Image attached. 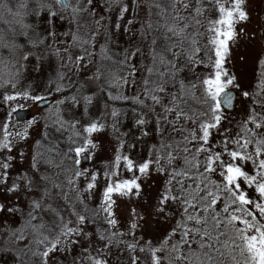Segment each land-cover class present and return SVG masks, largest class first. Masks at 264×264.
Segmentation results:
<instances>
[{
	"label": "snow or ice",
	"instance_id": "6c2138e0",
	"mask_svg": "<svg viewBox=\"0 0 264 264\" xmlns=\"http://www.w3.org/2000/svg\"><path fill=\"white\" fill-rule=\"evenodd\" d=\"M255 3L0 0V264H264Z\"/></svg>",
	"mask_w": 264,
	"mask_h": 264
},
{
	"label": "rangeland",
	"instance_id": "374dc122",
	"mask_svg": "<svg viewBox=\"0 0 264 264\" xmlns=\"http://www.w3.org/2000/svg\"><path fill=\"white\" fill-rule=\"evenodd\" d=\"M259 4V0H256V3L254 4V7H256ZM255 23V19L253 20L252 24H247L245 25L246 28L250 29L253 27ZM243 43V42H242ZM27 110H29V114L25 119L30 118L31 115L35 114V112L37 111L35 106H29L28 108H26ZM105 143L107 144V135L105 134Z\"/></svg>",
	"mask_w": 264,
	"mask_h": 264
},
{
	"label": "water",
	"instance_id": "95a60500",
	"mask_svg": "<svg viewBox=\"0 0 264 264\" xmlns=\"http://www.w3.org/2000/svg\"><path fill=\"white\" fill-rule=\"evenodd\" d=\"M29 114V110L25 109L24 112L22 113L23 118L25 119Z\"/></svg>",
	"mask_w": 264,
	"mask_h": 264
}]
</instances>
